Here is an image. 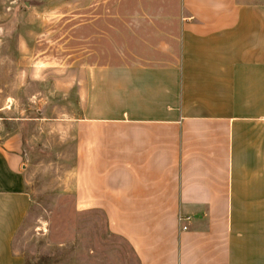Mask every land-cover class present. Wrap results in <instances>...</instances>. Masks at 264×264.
Returning <instances> with one entry per match:
<instances>
[{"label": "crops", "instance_id": "0c3cea01", "mask_svg": "<svg viewBox=\"0 0 264 264\" xmlns=\"http://www.w3.org/2000/svg\"><path fill=\"white\" fill-rule=\"evenodd\" d=\"M180 5L179 56L110 66V118L78 123L77 201L139 264H264V0ZM27 161L0 138V264H26Z\"/></svg>", "mask_w": 264, "mask_h": 264}, {"label": "rangeland", "instance_id": "374dc122", "mask_svg": "<svg viewBox=\"0 0 264 264\" xmlns=\"http://www.w3.org/2000/svg\"><path fill=\"white\" fill-rule=\"evenodd\" d=\"M180 13V0H0V138L20 135L28 156L26 264H139L106 209L78 204L77 125L110 118V66L179 56Z\"/></svg>", "mask_w": 264, "mask_h": 264}, {"label": "built area", "instance_id": "2783aa9c", "mask_svg": "<svg viewBox=\"0 0 264 264\" xmlns=\"http://www.w3.org/2000/svg\"><path fill=\"white\" fill-rule=\"evenodd\" d=\"M187 220H188V219H187ZM184 230H187V227H185Z\"/></svg>", "mask_w": 264, "mask_h": 264}]
</instances>
